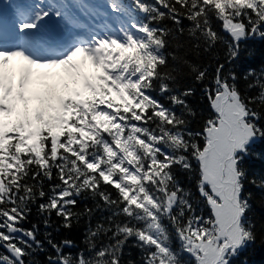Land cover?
I'll return each instance as SVG.
<instances>
[{"label": "snow or ice", "instance_id": "obj_1", "mask_svg": "<svg viewBox=\"0 0 264 264\" xmlns=\"http://www.w3.org/2000/svg\"><path fill=\"white\" fill-rule=\"evenodd\" d=\"M107 4L118 28L81 23L88 0H10L11 37L0 13V264L48 248L46 264H233L256 239L244 191L264 179L243 165L264 140V72L242 87L232 66L264 40V0ZM52 17L83 34L42 38ZM185 78L215 114L200 130ZM82 223L73 254L54 234ZM130 242L138 261L124 259Z\"/></svg>", "mask_w": 264, "mask_h": 264}, {"label": "trees", "instance_id": "obj_2", "mask_svg": "<svg viewBox=\"0 0 264 264\" xmlns=\"http://www.w3.org/2000/svg\"><path fill=\"white\" fill-rule=\"evenodd\" d=\"M195 62V57H189ZM232 69L241 77V86L243 87L245 81L243 76L248 71H255L257 73L264 72V40L253 39L247 41L242 45V51L240 58L234 62ZM184 87H192L195 90V94L189 98V103L192 108L197 112V117L193 122V127L196 130H200L203 127L204 122L214 117V112L211 110L206 97L203 95L202 88L199 84L195 83L191 78H185L182 82ZM203 141H201L202 143ZM250 155L245 158L244 168L247 170L249 178H255L258 182L264 179V140H259L258 143L250 149ZM181 181L184 186L192 191L196 192V177L195 176H181ZM197 195L196 204L199 205V210L206 217L210 215V209L203 202L202 198ZM245 198L249 199L250 210L247 214V220L251 225H254V231L256 239L253 243H250L240 254L233 259V264H264V188L257 187L251 183L245 185L244 191ZM32 222H38V218L33 215ZM25 227H31V224L24 225ZM86 225L82 223L78 228H75L71 232L61 230L60 233L54 234L57 241L63 238H69L76 242L77 247L73 249H66L75 254L77 251L84 248V233ZM44 228L41 224V233ZM43 239V235H41ZM130 242L128 249H126L125 261L139 260V250L131 247ZM45 247L48 246L45 244ZM51 252L48 248L47 252H40L36 254L35 260L38 264H46V256Z\"/></svg>", "mask_w": 264, "mask_h": 264}, {"label": "bare ground", "instance_id": "obj_3", "mask_svg": "<svg viewBox=\"0 0 264 264\" xmlns=\"http://www.w3.org/2000/svg\"><path fill=\"white\" fill-rule=\"evenodd\" d=\"M29 3H38L39 0H28ZM2 12L12 18L14 20L13 16V9L12 8H1ZM59 35V30L58 29H53V30H46L42 33V38L44 39H50L53 41H56L58 39Z\"/></svg>", "mask_w": 264, "mask_h": 264}]
</instances>
